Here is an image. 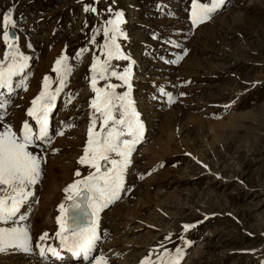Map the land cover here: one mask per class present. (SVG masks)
Instances as JSON below:
<instances>
[{
    "label": "rangeland",
    "instance_id": "rangeland-1",
    "mask_svg": "<svg viewBox=\"0 0 264 264\" xmlns=\"http://www.w3.org/2000/svg\"><path fill=\"white\" fill-rule=\"evenodd\" d=\"M86 4L97 7L99 15L85 13ZM109 7L124 12L126 23L121 27L127 39L119 43L134 62L131 96L145 132L126 176L130 190L99 215L101 239L94 255L103 254L109 264H140L150 253L162 252L161 244L171 251L183 247L181 226L195 224L184 233L191 246L185 249L181 264H262L264 0H226L221 10L195 29L187 11L190 0H99L98 4L94 0H0V58L5 49L2 18L8 11L17 21L18 27L12 30L17 44L31 57L27 91L17 89L7 109L6 122L14 130L29 119L26 110L39 94L43 77L55 81L52 67L63 50L74 67L50 115L51 148L58 151L47 150L42 180L21 208L33 245L47 232L46 243L58 247L56 217L58 206L66 204L64 189L89 172L78 160L87 142L89 101L94 96L89 66L93 54L100 56L97 46L103 44L102 31L95 46L89 40L108 18ZM154 33L159 40L153 39ZM85 47L91 50L77 63L72 58ZM184 48L188 54L183 60L167 62ZM112 64L120 71L127 66L126 61ZM104 84L100 81L98 86ZM157 86L178 97L176 102L168 103ZM180 92L186 95L181 97ZM69 94L74 97L71 103H67ZM69 120L73 126L63 136H55L61 122ZM77 170L81 177L74 175ZM50 189L57 193L52 202L44 199ZM169 235L171 240H165ZM80 260L65 259L64 264H87ZM0 264L53 263L42 262L38 252L26 255L8 249L0 252Z\"/></svg>",
    "mask_w": 264,
    "mask_h": 264
},
{
    "label": "snow or ice",
    "instance_id": "snow-or-ice-1",
    "mask_svg": "<svg viewBox=\"0 0 264 264\" xmlns=\"http://www.w3.org/2000/svg\"><path fill=\"white\" fill-rule=\"evenodd\" d=\"M98 3L99 0H94V4ZM225 3L226 0H190L187 11L191 28L195 29L210 20ZM83 11L99 15L97 7L93 5H84ZM106 11L108 18L99 28L94 29L89 40V45L95 46L96 36L102 31L103 44L97 46L100 56L93 54L89 66V85L94 96L89 101L92 113L89 117L87 142L78 160L80 165L87 166L89 172L64 189L67 206L62 202L58 206L60 214L56 217L59 226L55 233L58 247L46 243L49 238L47 232L40 235L33 245L30 230L22 223L26 217L20 213L29 198L33 197L34 186L42 180V166L46 163L47 150L53 154L58 151L51 148L53 136L50 134V115L56 106L57 97L68 86V78L74 67L69 63L66 49L63 50L52 67V72L56 74L55 81H51L47 75L43 77L39 94L31 100V106L26 110L29 119L23 120L22 126L14 130L6 122L7 109L17 89L27 91L29 77L26 70L30 67L31 57L21 51L17 44L18 36L12 35V30L18 27L13 13L8 11L3 15L2 40L5 49L0 58V252L8 249L26 255L38 252L42 262L51 258L53 264H64L63 253H68L87 264H109L103 254L94 255L97 242L101 239L98 235L99 215L119 201L123 192L130 190L126 187V176L136 145L143 139L145 125L131 96L134 62L124 53L119 43L121 39H127L121 27L126 23L124 12L114 11L111 7ZM153 39L159 40L160 37L154 33ZM168 43L180 47L175 41ZM27 46L32 47L30 43ZM90 50V47L81 48L72 59L79 63L84 53ZM187 54L188 50L184 48L182 54H177L174 60L167 62L178 63ZM114 60L126 61L127 66L120 71L113 66ZM112 79L120 83H111ZM100 81H105L102 87L98 86ZM52 83L56 84L54 90ZM173 86L179 88L182 85ZM118 87L127 90L119 93L116 90ZM157 87L159 94L167 97L168 103L176 102L178 97H173L163 86ZM184 95L183 92L179 93L181 97ZM73 98L69 94L67 103H71ZM229 106L225 105V108ZM30 121H34V124ZM72 126L71 120L62 121L55 136H63L65 129ZM74 175L81 177V172L77 170ZM138 178L142 180L144 176ZM181 227L179 238L183 241V247L177 246L171 251L161 244L162 252L150 253L140 264H181L186 255L185 249L191 246V241L185 239L184 233L194 228L195 224H183ZM165 240L170 241L171 235L166 236ZM152 255L156 257L154 260L151 259Z\"/></svg>",
    "mask_w": 264,
    "mask_h": 264
},
{
    "label": "bare ground",
    "instance_id": "bare-ground-1",
    "mask_svg": "<svg viewBox=\"0 0 264 264\" xmlns=\"http://www.w3.org/2000/svg\"><path fill=\"white\" fill-rule=\"evenodd\" d=\"M15 115V114H14ZM50 119H51V116H50ZM34 122V121H33ZM53 132H54V130H53V125L51 124V121H50V134H53ZM134 163V162H133ZM133 164H131L130 165V167L132 166ZM64 178H66V177H64ZM50 185H52V184H50ZM137 185V184H136ZM137 188H139V189H141V190H145V192L147 191V188L145 187V186H143L142 184H138L137 185ZM136 191H137V189H135ZM50 191H51V193L50 194H47L46 192H45V197H44V199L46 200V201H51L52 202V199H53V197L55 196V194H57L55 191H53V190H51L50 189ZM47 218V219H46ZM46 218H45V221L46 220H48L49 218H50V212L48 213V215L46 216ZM100 225V223L98 222V226ZM59 226L57 225L56 227H55V233L57 232V228H58ZM63 256H64V260L65 259H67V260H69V259H71V258H73L70 254H68V253H63ZM47 261H50V262H52V259L51 258H49ZM80 261H82V259L80 260ZM53 263V262H52ZM59 264L60 262H56V264Z\"/></svg>",
    "mask_w": 264,
    "mask_h": 264
},
{
    "label": "water",
    "instance_id": "water-1",
    "mask_svg": "<svg viewBox=\"0 0 264 264\" xmlns=\"http://www.w3.org/2000/svg\"><path fill=\"white\" fill-rule=\"evenodd\" d=\"M12 35H14L13 31H12ZM66 206H67V204H66Z\"/></svg>",
    "mask_w": 264,
    "mask_h": 264
}]
</instances>
